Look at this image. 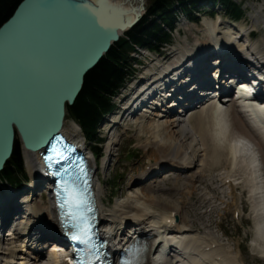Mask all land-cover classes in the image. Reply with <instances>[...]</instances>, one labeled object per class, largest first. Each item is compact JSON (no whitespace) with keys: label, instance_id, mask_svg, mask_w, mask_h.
I'll return each mask as SVG.
<instances>
[{"label":"water","instance_id":"95a60500","mask_svg":"<svg viewBox=\"0 0 264 264\" xmlns=\"http://www.w3.org/2000/svg\"><path fill=\"white\" fill-rule=\"evenodd\" d=\"M135 5L133 20L118 25L101 18L99 6L87 0L18 3L0 26V173L16 141L28 153H51L66 106L75 103L86 75L139 23L144 2Z\"/></svg>","mask_w":264,"mask_h":264},{"label":"bare ground","instance_id":"6f19581e","mask_svg":"<svg viewBox=\"0 0 264 264\" xmlns=\"http://www.w3.org/2000/svg\"><path fill=\"white\" fill-rule=\"evenodd\" d=\"M87 1H90L92 4H97L99 6L101 18L105 19L106 22L116 23L120 25L119 23L122 22L123 24H127L130 21H132L134 18V14L131 13V8H133V6L131 5V1L129 0H127L126 2H124L123 0H96V1L87 0ZM256 11H259V10H256ZM251 21L252 23L256 24L257 27L264 29V15L260 11L256 13V15L252 18ZM252 23L251 25H253ZM203 25L205 26L204 32L208 37L211 36L213 38H216V40H218V38L224 39V42L226 44H230L233 41V39L235 40L236 38H238V36L240 35L238 33L243 31L242 29L240 30L238 29L236 31L231 29L232 32L236 33V35L234 38H232V36L234 35L232 34L231 38H228V35L222 33L223 31H220L219 27L217 28L216 24H213L210 22L209 23L204 22ZM216 32H218V34H220L222 37L220 36L218 37V35H216ZM241 40L242 39L238 41V44L240 46L242 44V43H239ZM243 41L246 42V39H243ZM210 42L208 40L207 42L199 43V40L196 39L192 46H187V44H184L179 49H177V51L179 52L180 55H185L187 51L189 50H191L192 52L194 50L197 51L198 50L197 48L200 45H202L203 48H206L207 47L206 45L210 44ZM222 47H220L221 50L225 49ZM250 49L253 51H256L257 54L261 56L264 61V41H262V43L254 41L251 44ZM206 51L208 52V50ZM237 52H240V51L237 50ZM244 57L250 58L246 55ZM174 65L175 63L171 62L169 65L154 66V68H157L158 74L155 73L154 70L156 69H154L148 74L149 76L148 79L146 78H142V79H146L145 82L150 83L151 85L153 83L155 84L157 83L155 86L156 88L158 85H160L158 83L159 77L165 76V74H167V71H170V68L173 69L174 71V68H173ZM141 87L142 85L138 86V89L136 88V90H140ZM152 90L156 91L157 89H152ZM125 102L127 105L128 103H130L127 99ZM158 102H161V100H159ZM171 106L173 105L170 104L169 107ZM128 110L129 109L124 108L125 113H127ZM246 112H248L250 117L255 118L256 114L249 112L248 108H246ZM246 112L243 108L240 110L232 109V106H230V107H225L222 109L217 108V107H212V109L209 110L207 114L204 113L205 115L203 118H200L199 115L198 117L197 115H194L195 116L194 117L192 116L194 113H191L189 118H191L192 116L194 117L192 119L196 121L194 122L195 126L193 127V130L197 133L196 135L197 137L199 135V139H200L199 142L202 145V149H200L201 147L200 148L198 147V148L201 151L196 147L197 144L195 140L192 138V136L189 134L188 128H186L185 123L181 122L180 119H178L177 117H176L177 119L174 117H169L166 113H164V109H161V112H154V111L149 110L147 114H136L133 117H131L130 120L133 122L134 125H136V123L140 121L137 124L138 129H139L138 134L141 136L148 134V136H150L149 138L150 145H148V142H146L144 147L145 149H150V146H151V148L157 149L156 152L160 154V157H159V159H161L160 162L169 160L168 163L170 162V163H173L174 165L173 169L174 168L184 169L185 168L184 166H188L189 168L190 167L192 168L190 170V173L191 171L193 172L191 176L189 177V182L191 179L192 181L194 179L197 180L198 178L197 174L199 175V179L201 181V179H203L204 176L208 172L212 171V169L208 167L209 163H207L206 165L204 164L205 160L208 159L205 157V155L207 156L206 154L207 148L213 147L215 149L213 153L214 155L216 154V156L219 157L220 161H217V157H216L215 158L216 160H213V162L210 163L209 166H212L215 168V165L220 163L223 169L226 170V173L224 172L226 175L225 179L230 178V179H233L234 181H238L239 186L243 185L242 187H244V189L247 190L249 201L252 206V214H253V220L255 224L256 239L258 240V242L261 243L257 247L258 248L260 247V249L262 250L261 255L264 257V128L260 132L259 134L260 136L258 135V137H256L251 132V130L248 129V124L250 125V123L245 118ZM114 116H116L115 119H118V118L121 119L119 117L120 115L118 114ZM208 116L214 117L213 121H214V124L216 121L219 133L210 132V134H207L206 130L203 129L204 124L202 122V119H205ZM143 121H146L147 123L144 125H141L140 123ZM75 128H77L76 130L79 132L78 127L75 126ZM64 132L65 131L63 128L62 133ZM211 133H212V136L218 135L219 140L211 139L212 137H208V138L205 137V135H211ZM70 136L75 139L78 138L72 135ZM209 138L212 141V143L209 142ZM213 141H215V143ZM208 142L211 143L212 145H209ZM16 145L17 144L15 143V146ZM21 154H22L25 171L30 177L32 181L31 184L33 185L34 179L38 178V175H39V170H38L39 163L38 162H39L40 152L28 153L21 149ZM210 154L211 153H209V155ZM210 156L214 157L212 155ZM209 159L211 158L209 157ZM260 159H261V163L263 166V168L261 169H260ZM157 165H161V163ZM177 171H180V170H177ZM192 175H195V176L192 177ZM147 186H144L143 188L146 187V191L150 189L149 192H153L152 186L150 185H147ZM207 187L208 186L206 185V188ZM143 188H141L140 191ZM230 188L232 190L235 189L232 185H230ZM153 194H156V196ZM161 194L154 192L152 193V195H150V193H148V195H144V198L140 199L144 202L142 203V205L140 203L141 207L140 206L138 207L139 203L137 202V200L134 199V201L136 202V203L132 202V205L134 206L127 207L124 213L120 211L122 213L121 215H123L121 216L120 219L121 220L125 219V221H136V219L140 221H145L147 222L148 226L145 228H142L141 229L142 232L155 231V232H158L161 235V237L163 236L164 239H168L169 237L170 239L172 237L179 238L177 237V235L181 236L183 240L179 242L184 243L186 246L185 248H183L182 246H178V249L183 250V251L186 250V251L193 252V258H194L195 264L200 263L199 259H204L205 261H207V264H239L237 256L235 257V255L229 256L228 254H224L222 249L220 248L219 250V248L216 246V243L214 242L215 241L214 237L210 236V234L207 232H203L201 230L202 232L201 235H197V234L188 235L190 232L187 231L185 228L183 229L182 227H179V226H171V227L168 226L165 228H158L159 223H167L168 220H170V222H173L174 217L175 216L179 217L178 215H180V212H181L175 204L165 199ZM212 201H208L205 203L207 204L209 203L208 205H210L212 204ZM98 203L101 209L102 220L106 222L108 221L113 222L114 219H117L118 215L115 212H113V214H108V215L104 213L103 203L99 197H98ZM152 204L163 211L162 216H160L159 218L149 213V210H151L150 207L152 206ZM29 207L31 208V210L35 212L33 213L35 217L37 216L38 217L40 216L42 218L45 217V220L49 224L54 223L52 220V212H51L52 206H47L46 208H43L42 206L40 207L39 205L33 203ZM14 227L16 229L18 228L20 233H23L22 232L23 225H21L20 223L14 222ZM169 228L173 229V232L171 234L169 233L170 232ZM6 238H8V236ZM199 245H200L202 252L198 250ZM47 248L50 249L48 251V253L51 254L50 256L53 255L52 260L57 259L56 254H58L59 252H62V250H60L56 246V244L48 245ZM20 251L21 249L18 251L7 249L5 250V253H0L2 257L10 256V259H11L10 261L11 263L5 261L3 264H25L22 261H18V260H21V258H18L17 261H15V257L19 256L17 252H20ZM159 258H161V255L157 256L158 261H160ZM31 260H33V258H31ZM155 263L157 264L156 261Z\"/></svg>","mask_w":264,"mask_h":264},{"label":"rangeland","instance_id":"374dc122","mask_svg":"<svg viewBox=\"0 0 264 264\" xmlns=\"http://www.w3.org/2000/svg\"><path fill=\"white\" fill-rule=\"evenodd\" d=\"M123 1L126 2L127 0H123ZM129 1H131V5L133 7L136 6L135 5L136 0H129ZM153 1L154 0H143L144 6H145V11H143V15L146 12V8L151 7ZM236 1L237 2L239 1L241 3L248 2L246 6L252 8L251 10L246 9L245 11L246 16L247 15L250 16V19L247 17V19L238 22L236 26L242 25L245 27L246 30H250V31L257 29L255 28L256 24L252 23L251 20L256 15V13L259 11L264 15V0H236ZM256 10H259V11H256ZM204 20H207V19H204ZM250 22L253 25H251ZM258 28L259 30H256L257 34L255 35V38H256L255 42L257 41L259 43H262V41H264V31L260 30L261 29L260 27ZM200 29H203V28L200 27ZM238 29L240 30L242 28L240 27ZM192 34L193 32H190V29L188 30L184 28L183 34H181L182 36L181 40L186 39V42L189 43L191 46L194 43V40H193L194 35L191 37ZM200 34H201L200 36L204 37V39H200V40L204 42V40L206 39L205 35L202 33ZM146 63L150 64V61L147 60ZM138 71H139V74H137L136 76L139 77L142 74L140 73V69ZM204 113L205 112H202L201 110H196L192 116L197 115L198 117L199 115L200 118H203L204 115L207 114V113L205 114ZM192 116L191 118L185 121V125L187 126L186 128H188L189 134L195 140L197 144L196 147L197 148L201 147L200 149H202V145L199 142L200 140L199 135L197 137L196 136L197 133L193 130V127L195 126L194 122L196 121L192 119L195 116L194 117ZM213 120H214L213 116H208L205 119H202V122L204 124L203 129L206 130L207 134H210V132H215V133L218 132L216 121L214 124ZM146 121H143L140 124L144 125L147 123ZM139 122H137L136 125L127 126L128 129H130V131L128 132L130 134L128 135L132 134L131 136L134 139L131 141L125 142V144H123L122 147H120V155H119L121 157H124V156L129 157L128 161H131V163L128 166L130 168H133L134 171H137V172H140L144 165H147L148 163L149 164H153L155 162L157 163L158 161L161 160L159 159L160 154L156 152L157 149H153L151 148V146H150V149H145L144 146L146 142H148V145H150L149 144L150 136H148V134L144 136H141L138 134L139 129H138L137 124ZM75 126H76L75 122H73L71 119L68 118L64 122V131L66 130L69 135H72L74 137H79L78 131L76 130L77 128H75ZM104 136H105V133L101 130L99 133V137L103 138ZM205 137L206 138L212 137L211 139L219 140L218 135L212 136V133L211 135H205ZM209 142L212 143L210 138H209ZM213 142L215 143V141ZM211 143H209V145H212ZM104 146H105V142L102 146L103 152L105 153ZM214 151L215 149L213 147L207 148L206 154L208 157L206 155L205 157L208 159L205 160L204 164L206 165L207 163H209L208 167H210L212 171L208 172L204 176V178L201 179V181L199 179V175L197 174V177H198L197 180H193V183H190L189 177L191 175L188 174L185 176L186 180L184 181L178 180V179H170V180L164 181L163 185H158L155 187L153 186L152 188L153 192H149L150 191L149 188H148L149 190L147 189L148 191H146V187L143 188L141 191H140L141 187H133V185L130 182H127L125 180L126 179L125 176L128 174L127 170L126 171L123 170L122 164L119 163L116 165V160H113L110 167L105 169L103 172L99 173V177H98L99 183H96L97 189H98V196L99 198L103 199V202H104L103 209H104L105 214L108 215V214H113V212H115L119 216L126 211L127 207L134 206L132 205V202L136 203L134 199L137 200V202L139 203L138 205L139 207L140 203L141 205L142 203H144L142 200H140L141 198H144V195H148V193L152 195V193L154 192L159 193V194L162 193L161 195L165 199L175 204L181 211L180 215H178L180 225H184L190 230L201 229L203 231L210 232V234H212L214 238H217L218 240H220L224 248H230V246H232L235 249L239 248L241 252L240 261L243 264H254V263L264 264V260L258 258V255L261 254L262 250L260 249V247L258 248L257 246H259V244L261 243L258 242V240L256 239L255 225L253 226V228L251 226V213L249 210L250 203L248 202L249 197H248L247 190H245L244 187H242L243 186L242 184H241L242 186H239L238 181H234L233 179L232 181L234 183V188H235L234 190H232L230 186L223 184L222 176L224 177L225 175L224 172L226 173V170L223 169L220 163L215 165V168L212 166H209L210 163L213 162V160H216L215 159L216 157H217V161H220L219 157L216 156V154L214 155L213 153ZM208 152L211 153L210 155L214 157H211ZM18 154H19L18 165H19V162H22L23 164V159L21 156L20 149H19ZM209 157L211 159H209ZM23 169L25 171L24 165H23ZM0 183H1L0 185L4 184L2 180L0 181ZM235 183H236V187H235ZM206 185L208 186L207 188H206ZM3 186L6 188L5 185ZM4 187H2V189ZM164 188H166L165 190L169 192L162 191V189ZM2 189L0 187V197L3 196ZM153 195L156 196V194H153ZM38 200H39L38 203L41 202L43 203L44 206H48L47 204L48 201H47L46 196L42 195L40 198H38ZM139 200L142 202H140ZM208 201H212V204L210 205L215 208V210L211 213L206 212L207 210L206 206L209 203L207 204L205 202H208ZM233 203L234 205H236V207H232ZM225 204H229V206L231 205V207H228L226 213H225L226 210H224L226 208ZM150 208L151 210H149V213L153 214L156 217L157 216L160 217L163 213L162 210H160L158 207H156L153 204ZM221 208H223V210ZM233 208H237V210L241 211L242 213L241 215L242 217L241 222L243 224L242 227L236 224V220L234 219L232 212H231ZM120 211H122V213ZM205 213H207L208 215H206ZM114 221H116V219H114ZM254 239L257 241H255ZM2 260L6 261V260H10V258L3 257Z\"/></svg>","mask_w":264,"mask_h":264},{"label":"trees","instance_id":"16d2710c","mask_svg":"<svg viewBox=\"0 0 264 264\" xmlns=\"http://www.w3.org/2000/svg\"><path fill=\"white\" fill-rule=\"evenodd\" d=\"M21 0H0V26L11 16ZM202 0H154L141 22L125 33L112 46L94 70L85 79L81 93L72 107H67V119L78 123L83 134L92 140L101 114L110 111V97L115 95L134 70L130 53L136 47L158 50L170 41L164 27H173V16L169 12L173 5L190 15ZM223 9L234 19L242 16L240 5L231 0H220ZM18 148L8 166L0 176L10 183L25 180L26 176L18 165Z\"/></svg>","mask_w":264,"mask_h":264},{"label":"snow or ice","instance_id":"6c2138e0","mask_svg":"<svg viewBox=\"0 0 264 264\" xmlns=\"http://www.w3.org/2000/svg\"><path fill=\"white\" fill-rule=\"evenodd\" d=\"M84 7L87 9V5ZM93 18L96 26L102 29L104 25L99 20L95 19V14H93ZM61 184L63 185L61 188V193L63 194L62 208L66 210L63 215L66 223L71 222L70 228L72 230V238L77 241L88 240L89 229L86 226H81L83 217L80 210L81 206L84 204V200L76 180L70 178L67 181H61ZM76 221H80L81 223H76Z\"/></svg>","mask_w":264,"mask_h":264}]
</instances>
